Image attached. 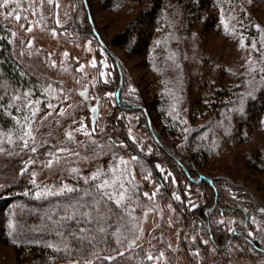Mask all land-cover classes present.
<instances>
[{
  "label": "rangeland",
  "instance_id": "1",
  "mask_svg": "<svg viewBox=\"0 0 264 264\" xmlns=\"http://www.w3.org/2000/svg\"><path fill=\"white\" fill-rule=\"evenodd\" d=\"M17 7L27 19L9 17ZM91 30L117 59L124 84ZM5 43L23 84L0 85V113L12 120L8 128L0 125V140L7 142L0 145V170L25 147L21 127L31 131L29 150L55 149L25 160L17 173L6 167L0 176V264H24L18 248L21 255L31 247L66 250L68 228L91 233L92 224L102 227L106 217L115 234L128 237L122 252L145 249L154 264H264V0H10L0 8V50ZM126 104L147 108L149 124L140 111L124 112ZM121 116L122 133L142 156L118 139ZM153 138L197 171L195 183L215 178L238 199L247 190L255 206L249 211L259 214L241 234L259 250L244 239L219 250L187 217L207 199L205 188L180 178ZM115 178L122 179L126 198L119 206L101 200L107 214L98 217L89 207L98 199L95 186ZM50 198L54 202H43ZM23 201H33L38 214L27 213ZM218 219L232 232L239 217ZM46 220L59 227L46 230Z\"/></svg>",
  "mask_w": 264,
  "mask_h": 264
},
{
  "label": "trees",
  "instance_id": "2",
  "mask_svg": "<svg viewBox=\"0 0 264 264\" xmlns=\"http://www.w3.org/2000/svg\"><path fill=\"white\" fill-rule=\"evenodd\" d=\"M204 1V0H202ZM156 9V8H155ZM158 11V9H156ZM90 24V20H87ZM74 28L77 29V25L74 24ZM92 31V34L95 35L94 31ZM127 34V33H126ZM120 34H118L119 36ZM129 36V35H128ZM126 38V36H124ZM132 38V35L129 36ZM95 38V36H94ZM97 38V37H96ZM98 41V39H97ZM99 43V41H98ZM111 58V57H110ZM113 63L115 64L117 68V74H118V83H121L122 77L120 74V70L118 68L117 63L114 62V60L111 58ZM21 69L19 68V65L17 63V59L13 56L11 50L8 48V46L4 45V49L0 50V85L4 81H8L12 84L16 85H22V76L21 75ZM121 79V80H120ZM124 84V81L122 82ZM122 88L120 89V95L122 94ZM1 97V96H0ZM117 100V98H116ZM118 105H125L121 104L120 100H117ZM122 107V110L124 112L128 110H137L142 112L145 116V121L149 122L151 121L149 114L147 111V108H141L140 105H128ZM147 110V111H146ZM119 121H124L123 116L119 118V120L116 121L117 126L115 127L116 130L120 128V132L116 133V135L119 137L121 136L122 141H126L129 145V147H133V144L131 140L126 136V133H122L124 131L123 125H121V122L119 124ZM12 120L10 117H8L5 113H0V125L2 128H8L11 126ZM150 130V128H149ZM154 139V138H153ZM159 140V139H158ZM154 142L156 143L157 147L160 149L159 155H163V157H167L171 160V163L175 166L176 172L178 175H180V178H183L187 182H190L192 184L202 186L205 188L207 199L204 203H202L197 208L193 209L191 212L188 211L187 217L193 218L194 221H196L200 228L206 233L207 237L211 240V242L219 249V250H227V247L231 245L230 243L234 239H244L246 240L247 244L252 246L254 249L259 250L260 246L256 243V241L252 240L251 237L246 236L245 234L242 235L241 233H246L247 229L251 227V224L253 220L251 219V215H258V212L249 211L255 208L253 206V198H247L245 196L247 190H241L240 197L244 198L245 200H242L241 198L238 199V196H232L229 194V187L228 183H221L218 185L216 183V179H208V180H201L195 183L192 179L195 178L197 175V171L194 168L186 169L187 167L183 164L184 162L181 161L178 155H174L177 151L172 152L170 149L166 147L162 141H157V139H154ZM161 142V143H160ZM7 142L2 139L0 140V145H4ZM55 146L52 145H45L39 149H37L35 152L29 150V148L24 147V149L19 150L16 155H14L13 160H9V163H5L4 167L0 170V176L4 173L3 170L6 168V172H18V167H22L25 160H28L32 157H39V156H45L49 153V149H55ZM133 150L138 151L137 149L132 148ZM136 152V153H138ZM174 153V154H173ZM142 156L141 153H138ZM36 157V158H37ZM162 157V158H163ZM160 158V157H159ZM149 159V158H148ZM154 159H149L148 163L152 170L156 173V166L154 165ZM180 160V161H179ZM16 164V165H15ZM5 172V173H6ZM159 173H156L158 176ZM2 178L0 177V180ZM158 180L163 185V179L161 177V180L158 177ZM3 181V180H2ZM228 187V188H226ZM68 200L67 197L62 198ZM23 200V197H22ZM25 201V200H24ZM23 201V202H24ZM69 201V200H68ZM43 202L49 203L54 202V198H50L47 200H44ZM25 208L27 213L30 211H34L32 206L34 204L33 201L29 203L30 206H28V203L24 202ZM46 205L50 211L54 210V208H51L52 206L48 207L50 204H43ZM37 207H42L38 205ZM45 207V206H44ZM58 207V206H57ZM83 207L80 209V211H83ZM56 210V209H55ZM259 210V209H258ZM34 212L38 211L35 210ZM107 214V212H102V214ZM30 214V213H29ZM219 214L226 215L227 218H231L232 216L239 217V220H237V225L235 227V230L232 232H228L226 230V227L224 226V221L219 222ZM127 212L125 211V214L121 212L120 219L126 217ZM136 213L134 215H130V219L132 222L136 221L137 218H135ZM190 216V217H189ZM50 217V216H49ZM108 217L104 219H100L102 221L103 226L99 227L97 220L92 224L91 233L86 232V229H83V231H78L77 228H72L73 230L67 229L69 243L68 247L65 250H54L51 248H44V247H31V248H23L25 249L23 255H21L20 251L21 248H18L16 251L20 258L21 262H24V264H56V263H65L66 261L71 260H77L78 264L83 262H88L91 260H97L99 261L98 264H154L152 260L148 259V255L146 254L145 249L142 248H135V249H126L122 252V247L126 244V240L128 237L125 235H118L114 233V228L116 227L115 224H111V220ZM79 221L85 219L78 218ZM54 223L50 224L49 220H46L44 224V228L48 231L54 232V225L59 227V225L56 223V221L53 220ZM111 224V225H109ZM221 224L223 226H221ZM103 228L104 231L101 232L100 229ZM86 234V235H85ZM89 234V235H88ZM71 235V237H70ZM73 235L75 236V239L73 238ZM129 236V234L127 235ZM123 241V243H121ZM107 255L109 257H112L111 259H104V256ZM18 256V257H19ZM97 258V259H96Z\"/></svg>",
  "mask_w": 264,
  "mask_h": 264
},
{
  "label": "snow or ice",
  "instance_id": "3",
  "mask_svg": "<svg viewBox=\"0 0 264 264\" xmlns=\"http://www.w3.org/2000/svg\"><path fill=\"white\" fill-rule=\"evenodd\" d=\"M9 2L10 0H0V8L6 7L9 4ZM13 2H15V0H13ZM8 15L9 17H14L18 22L21 21L22 19H27L26 17H22L19 14L18 7L16 9H13V11L9 12ZM27 30L31 31V28L29 27ZM253 47H255V45H253ZM93 66H95V62H93ZM48 107H51V105L49 104ZM32 115H35V112H33ZM25 119H28V118L26 117ZM18 136L24 142V146L27 147L28 146L27 139L25 138H32L31 131H24L23 127H21V131L18 133ZM68 136L71 138V133H68ZM63 150L64 149H61V151ZM31 151L35 152L36 151L35 147H32ZM120 163L125 164L126 162L121 160ZM73 171H75V169ZM110 171H112L113 174H115L116 172L119 171V169L118 167L114 166L112 169H110ZM100 175L101 173H97L91 179L96 180L99 178ZM124 175L125 173H120V177H123ZM95 187H96V195L98 199L95 201V204L89 205V207H92L93 212H96L98 217H100V213L104 211L103 205L100 204L101 200L106 199L108 202L114 201L115 205L119 206L121 202L126 198V190L124 187V183L122 182V179H119V178L105 179L103 180L101 184L96 185ZM109 189H111V191ZM64 190L66 192L77 191V189L75 188H68V187H65ZM85 195L91 197L92 193L88 191L85 193ZM116 195L119 196V199L114 200V196ZM144 195L147 197L149 194L144 193ZM152 195L154 196L155 194L153 193ZM177 199H179V197H177ZM97 205H100L99 208H97ZM78 231H83V229H78ZM100 231L103 232L104 229L101 228ZM249 235H252V233H249ZM73 238L75 239L74 235H73ZM121 243H123V241H121ZM148 259L152 260L153 257L149 256Z\"/></svg>",
  "mask_w": 264,
  "mask_h": 264
},
{
  "label": "water",
  "instance_id": "4",
  "mask_svg": "<svg viewBox=\"0 0 264 264\" xmlns=\"http://www.w3.org/2000/svg\"><path fill=\"white\" fill-rule=\"evenodd\" d=\"M91 19V17H90ZM95 30V29H94ZM95 35L99 41V43L101 44V46L103 47V49L108 53V55L114 60L115 63L118 64V61L117 59L114 57V55L111 53V51L109 50L108 46L106 45V43L103 41V39L100 37V35L95 31ZM118 95H119V90L116 92V96L118 98ZM97 116H98V108H97V105L95 106V109H94V113L92 115V127H93V130L95 131V124H96V120H97ZM150 129H151V132L153 133V135L155 136V133L153 131V128L150 124ZM156 137V136H155ZM156 173H158L156 171ZM158 177L159 179L161 180V177L160 175L158 174Z\"/></svg>",
  "mask_w": 264,
  "mask_h": 264
}]
</instances>
